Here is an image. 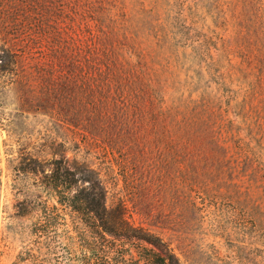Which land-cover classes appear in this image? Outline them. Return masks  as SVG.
<instances>
[{
    "label": "rangeland",
    "instance_id": "rangeland-1",
    "mask_svg": "<svg viewBox=\"0 0 264 264\" xmlns=\"http://www.w3.org/2000/svg\"><path fill=\"white\" fill-rule=\"evenodd\" d=\"M118 1L164 97L154 110L144 104L139 119L130 110L139 171L129 190L145 213L136 222L170 240L184 264H264V0ZM15 119H0V264H72L53 246L89 226L46 175L54 158L74 171L76 161L93 163L104 175L103 158L77 148L79 135L62 141L73 132L49 115ZM54 137L64 142L55 152ZM45 207L57 213L58 242L36 232Z\"/></svg>",
    "mask_w": 264,
    "mask_h": 264
},
{
    "label": "trees",
    "instance_id": "trees-1",
    "mask_svg": "<svg viewBox=\"0 0 264 264\" xmlns=\"http://www.w3.org/2000/svg\"><path fill=\"white\" fill-rule=\"evenodd\" d=\"M118 2L0 0V119L12 126L15 116L49 115L73 132L62 141L79 135L77 148L83 143L103 158L104 175L87 161H76L77 171L71 170L62 158L52 160L56 166L46 175L58 201L89 226L53 246L68 250L72 264H184L170 240L134 218L143 208L129 190L139 171L130 110L139 111V119L144 104L154 110L164 97L147 75L138 32L124 10H115ZM14 103L16 113L9 116L4 110ZM62 141L52 138L54 152ZM23 168L37 171L38 165ZM76 172L87 185L77 184ZM39 219L36 232L58 242L51 233L56 211L45 207Z\"/></svg>",
    "mask_w": 264,
    "mask_h": 264
}]
</instances>
